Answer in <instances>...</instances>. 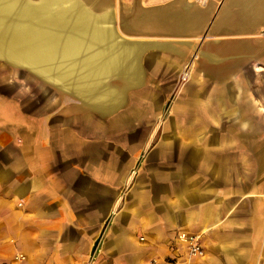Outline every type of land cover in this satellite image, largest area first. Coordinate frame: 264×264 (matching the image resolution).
Returning a JSON list of instances; mask_svg holds the SVG:
<instances>
[{"label":"crops","instance_id":"crops-1","mask_svg":"<svg viewBox=\"0 0 264 264\" xmlns=\"http://www.w3.org/2000/svg\"><path fill=\"white\" fill-rule=\"evenodd\" d=\"M76 1L139 71L106 99L63 87L80 100L0 112V264H84L96 244L94 264H184L180 231L202 236L193 264H264V0Z\"/></svg>","mask_w":264,"mask_h":264},{"label":"bare ground","instance_id":"bare-ground-1","mask_svg":"<svg viewBox=\"0 0 264 264\" xmlns=\"http://www.w3.org/2000/svg\"><path fill=\"white\" fill-rule=\"evenodd\" d=\"M83 8L76 0H0V58L59 88L94 90L106 99L114 86L109 79L131 83L138 74L139 47L121 41L109 16L88 17Z\"/></svg>","mask_w":264,"mask_h":264},{"label":"rangeland","instance_id":"rangeland-1","mask_svg":"<svg viewBox=\"0 0 264 264\" xmlns=\"http://www.w3.org/2000/svg\"><path fill=\"white\" fill-rule=\"evenodd\" d=\"M205 2L206 0H200ZM261 37H263V45H264V34L263 31L261 33ZM187 63L184 68L180 71V74L175 77V84L178 87L182 82H187L190 80L192 76L193 64ZM189 68V69H188ZM264 70V64H263ZM189 73L186 75L185 73ZM161 78L167 80H173L172 75H162V76H142L140 82L137 86L127 87L125 89L123 100L120 103L121 107L126 105L134 104L135 99L138 97H143L147 95L154 96L155 94H147L144 93L145 86L150 83H159ZM154 79V80H153ZM113 85L118 84V79L112 78L109 79ZM175 86V88H176ZM50 94L52 96H57L55 100L59 103L58 99L60 96L61 101L65 102L66 100L76 101L80 100V97L77 95L69 94L61 87L59 88L53 83H50L41 77L37 76L34 72L30 71L28 68L18 66L16 64H8L7 62L0 60V112H10L11 116L16 114L19 109L32 107L34 102H38L39 98H42L46 102V106L48 105V98ZM178 91H171L168 98L164 101V111L163 114L167 115L170 111V104L175 101L177 97ZM47 100H46V99ZM144 100V99H143ZM142 100V101H143ZM56 102V101H55ZM44 104V103H43ZM43 106V105H40ZM119 106V105H118ZM162 115V114H160ZM159 115V116H160ZM15 116V115H14ZM157 131V130H155ZM155 261V259H153Z\"/></svg>","mask_w":264,"mask_h":264},{"label":"built area","instance_id":"built-area-1","mask_svg":"<svg viewBox=\"0 0 264 264\" xmlns=\"http://www.w3.org/2000/svg\"><path fill=\"white\" fill-rule=\"evenodd\" d=\"M176 240L179 245H183L186 249L187 260L184 264H193L198 259H202L205 256L206 252L204 251L202 236L200 233L194 234L180 231V233H177L176 235ZM98 253L99 244H96L88 255L89 258L84 262V264H94L98 258Z\"/></svg>","mask_w":264,"mask_h":264},{"label":"water","instance_id":"water-1","mask_svg":"<svg viewBox=\"0 0 264 264\" xmlns=\"http://www.w3.org/2000/svg\"><path fill=\"white\" fill-rule=\"evenodd\" d=\"M122 41V40H121ZM123 42V41H122ZM124 42H126V41H124ZM0 60H2V58H0ZM5 61V60H4ZM5 62H7L8 64H12V63H9L8 61H5ZM31 71V70H30Z\"/></svg>","mask_w":264,"mask_h":264}]
</instances>
